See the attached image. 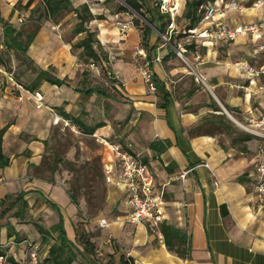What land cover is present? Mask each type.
Here are the masks:
<instances>
[{"label":"crops","instance_id":"obj_1","mask_svg":"<svg viewBox=\"0 0 264 264\" xmlns=\"http://www.w3.org/2000/svg\"><path fill=\"white\" fill-rule=\"evenodd\" d=\"M18 1L0 0V13L20 29L27 9L16 5ZM228 1L231 0L212 3L221 9ZM237 1L248 8L227 10L218 18L233 26L264 17V8L252 6L255 0ZM48 20L27 52L9 48L0 25V64L13 73L16 82L4 76L0 79V148L9 159L6 166H0V200L27 192L28 202L24 219L8 218V215L6 218L19 233L20 240L16 235L9 237L8 222L0 223V248H5L14 261L22 262L23 245L31 241L28 233L31 230L41 249L46 247L42 257L47 256L53 243L40 241L41 234L31 219L43 218L47 228L59 223L60 213L48 199L59 205L68 237L75 239L77 207L61 176L56 175L57 164L51 167L47 162V146L54 127L69 121L80 129L77 135L96 138L104 152L108 196L103 218L110 219V226L101 229L104 232L101 236H95L102 247L97 249V255L103 256V262L96 261L94 256L93 264H124L126 260L130 264H264V205L255 192L260 140L239 127L225 112V108L239 112L245 123H249L248 116L258 118L264 114V90L255 92L262 77L253 78L246 68L261 61L256 47L264 41V36L242 34L235 42H197L189 36V43H179V47L186 49L184 59L173 45L169 49L167 43L151 39L148 53L153 59L157 84L154 92L130 60L129 42H121L120 51L114 53L117 60L113 66L121 74V86H116L122 94L115 97L109 90L95 86L93 75L79 68L80 60L72 53L70 43L62 47L59 41L38 42L42 30L44 35H57L48 25L56 24ZM107 47L103 45L104 49ZM12 52L18 55L17 60L11 57ZM157 55L162 58L160 61L155 60ZM13 63H18L17 74ZM22 68L33 69V75L24 79L26 71L21 73ZM41 70L64 79L66 84L59 86L42 80L34 91L29 90ZM97 88L103 93H86ZM37 90L45 96L41 108L33 100ZM72 118H79L81 123H75ZM121 121H125L122 128ZM249 125L262 128L259 123ZM83 126L93 133H85ZM104 135H115L111 140L116 142L132 141L135 150L149 163L155 176L158 205L164 215L159 227L130 222L128 195L118 185L123 177L111 149L97 139ZM154 142L167 147L159 152L152 148ZM105 164H111V170H106ZM187 170L189 173L183 178ZM110 187L116 189L114 194ZM63 201L68 211L62 209ZM53 209L59 217H54ZM162 225L181 231L184 256L167 247Z\"/></svg>","mask_w":264,"mask_h":264},{"label":"rangeland","instance_id":"obj_2","mask_svg":"<svg viewBox=\"0 0 264 264\" xmlns=\"http://www.w3.org/2000/svg\"><path fill=\"white\" fill-rule=\"evenodd\" d=\"M188 1L191 0H144V2L147 3V7L144 8L146 13L151 15V13L159 11L163 15L162 23L164 24L163 32L158 31L156 27L152 26L154 31L150 39H147L144 38L143 24L150 25L149 21L131 8H129V11L123 10L121 7L125 5V3L122 0H72L73 4L79 7L82 13L86 14L87 10H89L94 15V19L86 23V27L95 32V38L99 41L96 45V49L106 62V65L104 64L101 68L100 75L89 69L84 70V72L93 75L91 77L94 85L99 88H104L106 91L109 90L115 97L122 94L121 90L116 86L117 84L121 86V82L119 81V83H117L116 79H109L107 75V70L115 69L113 64L116 62L117 56L114 53L120 51L119 43L121 42H129L130 48L127 49L132 53L130 60L135 65L137 73L138 65L139 62L142 61V57L135 56V52L138 49H144L149 56L148 49L149 47L151 48L149 42L153 38H156L160 43H167L169 49H171L173 45L174 50L178 53L179 43H183L184 45L189 43L188 26L190 25V20L185 16ZM26 3L27 0H19L16 5L23 7ZM44 13L43 0H35L31 7L27 9V13L24 16L23 22L20 23L19 28H23L26 33L35 29L39 31L41 26L48 20L43 17ZM48 21L56 24L55 27L50 23L48 25L52 29L54 28L57 35H49L48 33L44 35L43 32H45V30H42L38 42L59 41L62 47L70 43L72 53L77 55L80 61L89 62L85 57H82V48L76 46V44L87 35L85 32L80 34L75 32V28L80 22L79 16L72 10H66L59 15L58 18L49 19ZM124 23L130 26L127 31H123L121 28ZM0 25H2V23H0ZM132 36L134 37L132 38ZM103 45L108 47L104 49ZM107 51L113 54H107ZM12 54L11 57L17 60L18 55H15L13 52ZM110 55L116 57L114 63H109L107 61ZM12 66H14L17 74L18 71H20V69L18 70V63H13ZM24 71H26L23 76L24 79L29 76L31 77L34 72L33 69L26 70L22 68L21 73ZM116 111L118 112V110ZM116 111H114L113 115L116 114ZM120 125V128L125 126V121H121ZM113 126L119 127L114 124ZM104 130V132H106V129ZM104 136L106 137V135ZM114 136L115 135L107 136V138L114 140ZM47 150V162L51 164V167L57 164L56 175L61 176L62 184L68 194L73 195L78 203H73L77 207L76 228L74 227L76 231L75 243L83 248V244L90 240L93 241V248L101 250L102 247L98 240L95 239V236H101V234L104 233L99 226V222L100 218L106 217L105 208L108 196V185L103 173L102 157L104 156V152L102 151V146L98 144L96 138L91 135H77L70 126H66L64 122H61L59 126L54 127ZM109 151V148H107V152ZM110 191L114 194L116 189L110 187ZM55 200L59 202L57 198ZM62 204V209L68 211L69 208L67 209L65 206L67 204L64 201ZM53 211L54 217H59L54 209ZM90 219H94L93 222H91ZM1 220H3V218H1ZM31 220L45 225L43 218H32ZM7 222L8 220L4 219L0 223L6 224ZM47 225L48 224L45 226ZM28 233H30L31 241L33 240L32 242H34V231L30 230ZM57 236L58 232H53V236L48 244L54 243ZM40 241H42V237ZM25 248L26 244L23 245L24 250ZM44 250H46V247L40 249V256H44ZM84 252V254H79V258L73 264H93V257L90 256L87 251ZM95 253L97 257L95 260L103 262V256H98L99 252ZM88 256L91 257V262L88 260Z\"/></svg>","mask_w":264,"mask_h":264},{"label":"built area","instance_id":"obj_3","mask_svg":"<svg viewBox=\"0 0 264 264\" xmlns=\"http://www.w3.org/2000/svg\"><path fill=\"white\" fill-rule=\"evenodd\" d=\"M256 8H264V0H255L252 4ZM248 8L247 4L239 2L237 0H231L226 2L220 9L219 6L210 3L207 7V11L201 23H206L202 27L198 26L194 29H189V36L192 41L201 42H235L242 34L251 33L253 35L264 36V17L256 21L247 22L239 25L230 26L223 22L218 16H222L224 11L227 10H239L244 11ZM118 16V15H117ZM122 30L127 31L130 26L127 23L122 24ZM191 41V42H192ZM186 49L179 47L178 55L184 59V53ZM256 55L260 56V60L256 65H247L248 73L253 77H262L261 83L257 86L255 92H261L264 90V41L259 42L256 47ZM135 56H141L142 61L138 65V73L142 77L143 81L148 86L149 90L156 91L157 84L156 78L152 71L153 59L150 58L144 49H138L135 52ZM198 57L201 58L200 54ZM138 59V58H137ZM162 58L157 55L155 60L160 61ZM116 57L110 55L108 58L109 63H114ZM101 63V66H100ZM106 65V62L102 60H90L89 62L79 61L78 66L81 70H92L98 75L101 74V68ZM109 79H116L119 83L121 74L116 69L107 70ZM6 77L15 82L13 73L7 71L0 64V79ZM253 83L256 79L251 80ZM16 83V82H15ZM34 103L37 108H41L45 105V96L42 91H35L33 94ZM225 112L233 119V121L246 132L256 136L260 140V144L257 150L259 157L256 173V196L258 201L264 205V114L258 118L249 117L248 122L252 124H261V129H256L245 123L239 117V112L229 111L225 108ZM66 124L71 126L72 130L80 133V129L75 125H71L69 121ZM98 141L111 149L115 162L118 166L120 174L123 179L118 182L119 186H123L125 192L128 195V202L131 208L129 214V220L131 223H149L151 227H159L164 221V215L162 209L158 205V198L155 194V176L151 171L149 163L145 160L142 153L135 150V145L132 141L116 142L112 141L105 136H97ZM208 165V164H206ZM111 164H105L106 170H111ZM189 173V170L182 174L184 178ZM219 185V181H216ZM101 228H108L110 222L107 218H102L99 222ZM189 243V237L188 241ZM41 244L34 241H29L25 248L24 260L14 261L8 254H0V264H47L44 261V257L40 256ZM129 257L131 253H128Z\"/></svg>","mask_w":264,"mask_h":264},{"label":"trees","instance_id":"obj_4","mask_svg":"<svg viewBox=\"0 0 264 264\" xmlns=\"http://www.w3.org/2000/svg\"><path fill=\"white\" fill-rule=\"evenodd\" d=\"M35 0H28L23 8H30ZM125 5H122L123 10L129 11V8L133 9L136 13L141 15L149 24H143V33L144 38L149 39L151 33L153 32L152 26L160 32L164 31V24L162 23L163 15L157 11L148 15L145 11L147 3L144 0H122ZM214 0H191L187 2V11L185 16L190 20L189 29H194L198 27L207 11V7ZM45 13L43 17L46 19H56L66 10L74 11L80 18V22L75 28L77 34L86 33L87 35L82 38L76 46L82 48L81 55L85 57L88 61L90 60H102L103 58L96 49L98 40L95 38V32L91 31L86 27V23L91 22L94 19V15L87 10V13H82L79 7H76L72 0H43ZM150 11V10H148ZM0 23L3 25L4 29V38L7 46L9 48H16L23 52H27L30 45L34 41L38 29L25 32L23 28L17 29L6 19L1 16L0 13ZM42 80H47L52 84L63 85L66 84V81L63 79H58L53 76L48 71L41 70L37 76V80L33 85L29 86L28 89L34 91L36 87L40 84ZM94 92L103 93L101 89H88L87 94ZM76 123H81L79 118H72ZM82 126V125H81ZM85 133H93L92 129L85 128L83 126ZM249 137V136H248ZM250 138V137H249ZM2 139L0 138V146ZM166 144L160 142H154L152 148L162 152L166 149ZM1 149V148H0ZM9 162V159L4 156L2 149L0 152V166H6ZM27 192H21L17 195H7L4 199L0 200V219H6L8 217H17L19 219H24L26 210L28 208V202L25 199ZM73 203L78 204L76 198L73 195H70ZM51 206L57 209L60 213V221L51 228H47L45 225H41L38 222H34V225L38 229L42 237V242L47 243L53 236V232H58L57 240L51 245L49 253L44 258L45 263L47 264H73L78 258L79 254H84V251H87L90 256L94 257L96 255L97 249L93 248V241H86L83 244V248L80 245H77L74 240L70 239L65 228V220L63 212H61L58 204L52 200L47 201ZM8 227L9 237L16 235L17 239L20 240L19 233L14 229L13 225L9 222L6 225ZM162 231L164 234V239L167 247L170 250L176 251L180 256H184L186 249L183 247L184 238L179 229H176L170 225H162ZM91 244V245H90ZM91 246V247H90ZM7 254L5 248H0V254ZM92 260V259H91ZM94 263V261H92ZM124 264H130L129 261H124Z\"/></svg>","mask_w":264,"mask_h":264}]
</instances>
